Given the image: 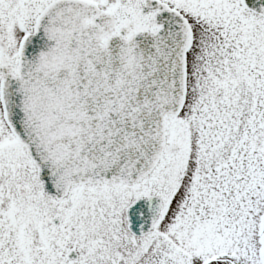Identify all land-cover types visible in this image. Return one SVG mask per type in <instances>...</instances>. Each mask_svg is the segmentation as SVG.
<instances>
[{
    "label": "snow or ice",
    "instance_id": "1",
    "mask_svg": "<svg viewBox=\"0 0 264 264\" xmlns=\"http://www.w3.org/2000/svg\"><path fill=\"white\" fill-rule=\"evenodd\" d=\"M0 264H264V0H0Z\"/></svg>",
    "mask_w": 264,
    "mask_h": 264
}]
</instances>
